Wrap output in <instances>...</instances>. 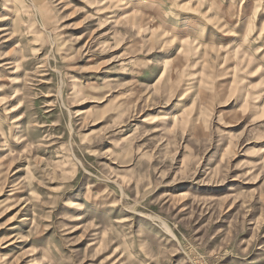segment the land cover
Here are the masks:
<instances>
[{
	"label": "rangeland",
	"instance_id": "obj_1",
	"mask_svg": "<svg viewBox=\"0 0 264 264\" xmlns=\"http://www.w3.org/2000/svg\"><path fill=\"white\" fill-rule=\"evenodd\" d=\"M0 264H264V0H0Z\"/></svg>",
	"mask_w": 264,
	"mask_h": 264
},
{
	"label": "crops",
	"instance_id": "obj_2",
	"mask_svg": "<svg viewBox=\"0 0 264 264\" xmlns=\"http://www.w3.org/2000/svg\"><path fill=\"white\" fill-rule=\"evenodd\" d=\"M235 32V31H234ZM234 32H232V33H234ZM227 33H225V35H226ZM227 35H229V34H227ZM236 35V34H235ZM236 38L237 36H229L228 38ZM225 38V37H224Z\"/></svg>",
	"mask_w": 264,
	"mask_h": 264
}]
</instances>
